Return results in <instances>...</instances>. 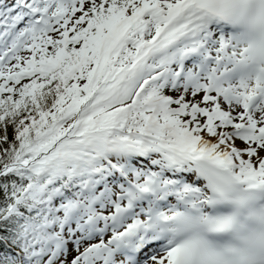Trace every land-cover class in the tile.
<instances>
[{
  "label": "snow or ice",
  "instance_id": "1",
  "mask_svg": "<svg viewBox=\"0 0 264 264\" xmlns=\"http://www.w3.org/2000/svg\"><path fill=\"white\" fill-rule=\"evenodd\" d=\"M0 264H264V0H0Z\"/></svg>",
  "mask_w": 264,
  "mask_h": 264
}]
</instances>
